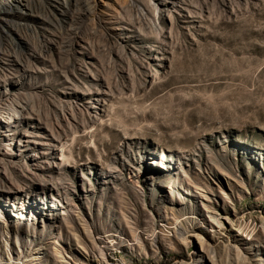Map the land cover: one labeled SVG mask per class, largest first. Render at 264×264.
Masks as SVG:
<instances>
[{
	"label": "rangeland",
	"instance_id": "obj_1",
	"mask_svg": "<svg viewBox=\"0 0 264 264\" xmlns=\"http://www.w3.org/2000/svg\"><path fill=\"white\" fill-rule=\"evenodd\" d=\"M21 5L0 264H264V0Z\"/></svg>",
	"mask_w": 264,
	"mask_h": 264
},
{
	"label": "bare ground",
	"instance_id": "obj_2",
	"mask_svg": "<svg viewBox=\"0 0 264 264\" xmlns=\"http://www.w3.org/2000/svg\"><path fill=\"white\" fill-rule=\"evenodd\" d=\"M22 2L23 0H0V13L9 12L11 9L13 10L14 7H17L20 10H24L21 5ZM217 222L220 226L223 225L220 219Z\"/></svg>",
	"mask_w": 264,
	"mask_h": 264
}]
</instances>
